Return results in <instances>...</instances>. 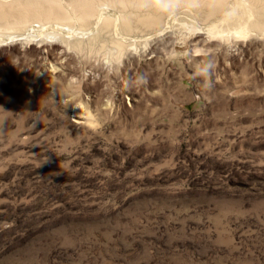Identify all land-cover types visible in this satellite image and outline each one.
Here are the masks:
<instances>
[{
  "label": "rangeland",
  "instance_id": "rangeland-1",
  "mask_svg": "<svg viewBox=\"0 0 264 264\" xmlns=\"http://www.w3.org/2000/svg\"><path fill=\"white\" fill-rule=\"evenodd\" d=\"M204 15L0 26L34 42L0 48V264H264V36Z\"/></svg>",
  "mask_w": 264,
  "mask_h": 264
},
{
  "label": "bare ground",
  "instance_id": "bare-ground-1",
  "mask_svg": "<svg viewBox=\"0 0 264 264\" xmlns=\"http://www.w3.org/2000/svg\"><path fill=\"white\" fill-rule=\"evenodd\" d=\"M235 2L231 7H225L228 0H0V24H3L0 26L23 30L34 24L52 23L60 27L75 24L80 29L86 27V30H95L97 34L110 29L116 34H126L138 26H144L147 28V35L157 38L168 29L171 19L179 20L195 11L205 13L204 17H219L220 20L229 17L234 30L230 37H246L252 31L264 36V0ZM227 12L234 14L228 16ZM210 24L208 28H192L193 38H204L206 41L213 40L214 36L229 38L223 36L224 31L218 30V26L210 27ZM0 37V48L15 47L18 51L31 47L34 43L32 39ZM81 39L64 38L61 46L79 48L84 41ZM113 41L118 53L124 51L126 46L122 40L115 38ZM46 43L49 45L52 42L40 40L37 47Z\"/></svg>",
  "mask_w": 264,
  "mask_h": 264
}]
</instances>
